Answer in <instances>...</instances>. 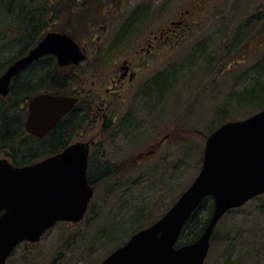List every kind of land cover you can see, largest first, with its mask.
Segmentation results:
<instances>
[{
  "label": "rangeland",
  "instance_id": "1",
  "mask_svg": "<svg viewBox=\"0 0 264 264\" xmlns=\"http://www.w3.org/2000/svg\"><path fill=\"white\" fill-rule=\"evenodd\" d=\"M80 1L65 0L63 5L69 10ZM87 4L102 17L95 29L80 23L77 15L71 22L68 14L48 29H75V39L86 49L87 59L74 73L86 105L81 110L92 114L101 110L72 138L91 144L89 174L96 178L104 169L112 172L93 182L88 215L79 227L56 224L39 242L18 245L6 264H101L112 239L122 245L128 240L129 231H123L137 214L144 218L136 232L157 221L191 185L212 132L263 107L258 102L250 105L239 95L254 83H264V0H87ZM136 8L142 16L135 30L115 41ZM168 27L173 32L164 35L150 55L140 54L146 40ZM8 38L0 35L1 64L17 58L23 48ZM124 60L136 77L122 84L116 79ZM52 63L47 57L41 70ZM157 78L164 83L159 85ZM103 111L109 122L106 128ZM213 237L204 264H264V195L227 212Z\"/></svg>",
  "mask_w": 264,
  "mask_h": 264
},
{
  "label": "water",
  "instance_id": "2",
  "mask_svg": "<svg viewBox=\"0 0 264 264\" xmlns=\"http://www.w3.org/2000/svg\"><path fill=\"white\" fill-rule=\"evenodd\" d=\"M54 56L60 67L86 60L84 48L61 32H48L26 55L0 75V96L11 82L40 58ZM127 73L128 67H121ZM76 99L38 94L27 103L26 131L41 138L75 106ZM88 144L77 142L49 158L16 167L0 159V264L21 243L35 244L57 223H78L93 195L88 182ZM264 195V108L239 121H228L205 141L201 169L191 185L154 223L138 230L101 264H204L218 221L230 210ZM213 208L200 236L177 240L205 198Z\"/></svg>",
  "mask_w": 264,
  "mask_h": 264
},
{
  "label": "trees",
  "instance_id": "3",
  "mask_svg": "<svg viewBox=\"0 0 264 264\" xmlns=\"http://www.w3.org/2000/svg\"><path fill=\"white\" fill-rule=\"evenodd\" d=\"M64 1L65 0H0L1 38H7L9 36L10 39L20 42L23 45V48L19 50V56H17V58L8 61L5 64L0 63V75L11 63L23 57L30 49H32L50 31L48 29L49 25H55L56 22L60 20V17L69 15L71 22H73V18L77 15V18L79 16L78 20L80 23L88 26V29L91 28V30L95 29L97 25L102 22L101 14L96 11L94 8L95 6H92V8L89 9L87 0H76V3L80 1V4L70 7L69 10L63 5ZM93 1L101 2L102 0ZM115 1L121 2V0ZM106 3L108 2L106 1ZM112 7L114 6L110 5V8ZM139 9L140 8L134 9L129 17L130 19L123 22L124 24L120 27L118 31L119 35L116 36L114 39L115 41L117 40L119 42V40H122L120 35H129L135 30L134 27L138 25V21H140L139 18L142 16ZM65 10L67 11L65 12ZM74 30L70 29V27L64 26L60 27L57 32L72 37L75 42L78 43L75 39ZM261 36L262 33L260 31L258 33L259 40H262ZM4 43L6 44V42ZM97 64H99V62ZM261 66H264V59ZM38 67H40V70ZM77 68H79V66L75 68L60 69L57 68L56 64L52 63L51 66L47 65L46 68H42L41 70V63L36 62L14 79L7 97L0 98L1 155L5 156L7 153L11 152L13 154L11 158L16 162L18 159L14 156V153L19 154V160L21 163L28 164L32 161L40 160L48 154L56 153L59 149H63L66 146L67 140L70 139L68 134L70 121L74 119L79 112H73L65 125L62 124L56 127L51 136L43 139L27 136L24 131L23 122L26 117L27 101L33 96L40 93L61 95L75 93L79 89L80 83V80L73 75V70ZM161 81V78H157V83L159 85L164 83ZM239 98L244 102H248L250 105L258 102L260 103L258 106H263L261 107V109H263L264 101L260 102V99L264 100V83L261 85L254 83L250 88H246L239 95ZM81 123L82 120L79 119L78 125ZM110 172H112L110 168L104 169L97 174L96 178L94 175L87 172L88 182L93 184L95 179L102 178L103 175ZM212 208V198H205L197 211L193 213L183 227L177 240V246L192 243L200 236L207 225ZM87 215L88 213L85 214L84 219L87 218ZM140 218H144V215L141 213L137 214L132 219L130 228L123 231V233L129 231L125 237H128L129 239V237L136 232V227L140 225ZM82 221L75 224L67 222L59 224H63L66 227L77 228ZM213 238L212 234L211 240H213ZM111 242H113V245L111 248H108L110 249L108 254L114 251L116 246L118 247V245H122L118 244L115 239H112Z\"/></svg>",
  "mask_w": 264,
  "mask_h": 264
},
{
  "label": "flooded vegetation",
  "instance_id": "4",
  "mask_svg": "<svg viewBox=\"0 0 264 264\" xmlns=\"http://www.w3.org/2000/svg\"><path fill=\"white\" fill-rule=\"evenodd\" d=\"M181 21L180 22H178L177 23V26L178 25H181ZM174 25V23L173 22H171V26H173ZM162 30H164L163 32H160V34L158 35V36H156V35H154L153 36V38H151L150 40H146L145 41V45H146V48H141L140 50H139V52H140V54H142L144 57H146L147 55H150L153 51H154V47H155V45L157 44V43H159L162 39H163V37H164V35H167L168 36V34L169 33H172L173 32V30H172V27H168V28H165V29H162ZM49 32H51V31H49ZM55 32H57V31H55ZM166 36V37H167ZM168 38V37H167ZM82 48H84V53L86 52L85 50V47H82ZM27 54V53H26ZM25 54V55H26ZM86 54V53H85ZM52 58L53 59V63L54 64H56L57 65V67L58 68H75V67H77V66H79V68H80V64L81 63H83V62H85V61H83V62H81L79 65H77V66H73V65H70V66H66V67H60L58 64H57V60H56V58L54 57V56H51V55H49V56H46V57H43V58H40L37 62H40V63H42V62H44L45 60H46V58ZM86 59H87V55H86ZM36 63V62H35ZM124 63H125V66H127L128 67V70H127V73L124 75V77H122L121 75H123V73H124V71L123 70H121V67H123L124 66ZM32 66V65H31ZM31 66H29V67H31ZM29 67H27V68H25L21 73H23V72H25V70L26 69H28ZM8 68V67H7ZM6 68V69H7ZM79 68H77V69H74L73 70V75H74V73H75V71L76 70H80ZM5 69V70H6ZM120 76L118 77V79H116V82H121L122 84L125 82V80L127 79V81L128 82H132L134 79H135V77H136V73L133 71V67L129 64V62L127 61V60H124L123 62H122V66H120ZM4 70V71H5ZM135 70V69H134ZM3 71V72H4ZM3 72H2V74H3ZM20 73V74H21ZM42 73V72H41ZM1 74V75H2ZM20 74H18V75H20ZM17 75V76H18ZM17 76H15L14 78H13V80H12V82H11V86H10V89H11V87H12V84H13V81H14V79L17 77ZM112 81V85H114V84H116V82H115V80H111ZM76 89H78V88H76ZM9 92H10V90H9ZM82 92L83 91H79V89L75 92V93H71V94H67V95H63V96H66V97H73V98H75L77 101H76V103H75V106H74V108H73V110L71 111V112H69V113H67V114H65L58 122H57V124L55 125V127L48 133V134H46L45 136H43V137H41V138H37V137H35V136H33V135H31V134H29L27 131H26V129H25V122H26V118H27V104H26V117H25V120H24V122H23V127H24V131L26 132V135L27 136H31V137H34V138H37V139H43V138H46V137H49V136H51V134L53 133V131L55 130V128L56 127H58V126H60V125H65V123L68 121V119L70 118V116H71V114L73 113V112H79L78 114H77V116L74 118V119H72L71 121H70V124H69V131H68V134H69V136H70V139L69 140H67V144H66V146L63 148V149H65V148H67L68 146H70V145H72V144H74V143H77V142H81V143H85V144H88V146H89V152H88V157H89V154H90V148H91V144H90V142H85V141H73V138H72V136L73 135H77L78 133H77V130L78 129H80V130H86V128L88 127V122H89V119L90 118H92L91 116H93V114H95V113H91V111L90 112H88V111H86L85 112V110L83 111V110H81V109H83L82 107L83 106H86V105H84L83 104V101L81 100V96H82ZM9 94V93H8ZM7 94V95H8ZM40 94H46V93H40ZM48 94H52V93H48ZM54 95H61V94H54ZM5 97H7V96H5ZM5 97H2V96H0V98H5ZM30 100V99H29ZM28 100V101H29ZM28 101H27V103H28ZM110 103H107V109L109 108V105ZM97 108H99V107H97ZM85 109V108H84ZM100 110L101 109H99L98 110V113L100 112ZM81 111V112H80ZM83 113V114H82ZM98 113H96L95 115H97ZM102 118H103V123H102V127L103 128H106L107 127V125L109 124V122L106 120V112L105 111H103V113H102ZM79 119H81L82 120V123L81 124H79L78 125V120ZM67 134V135H68ZM62 148L61 149H59L56 153H51V154H48V155H46V156H44V157H42L40 160H35V161H32L31 163H26V164H22L21 163V161L19 160V154H15L14 153V156L18 159V161H16V162H14L13 160H12V158H11V156L13 155L11 152H9V153H7L2 159H6V160H8V162L11 164V165H13V166H16V167H24V166H28V165H31V164H34V163H36V162H39V161H42V160H44V159H46V158H49V157H51V156H53V155H55V154H57V153H60L62 150H63ZM151 153H153V151H150V152H148V154H151ZM9 155V156H8ZM145 154H143V156H144ZM141 156V154L140 155H138V157H140ZM89 159V158H88ZM87 172H88V168H87ZM89 173V172H88ZM90 184V183H89ZM92 185V184H91ZM0 213H2V212H0Z\"/></svg>",
  "mask_w": 264,
  "mask_h": 264
}]
</instances>
